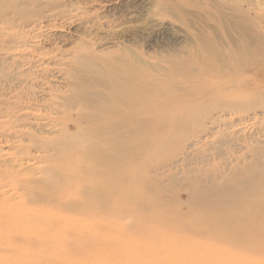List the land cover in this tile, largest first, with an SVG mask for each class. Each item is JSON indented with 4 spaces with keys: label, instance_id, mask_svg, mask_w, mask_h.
Instances as JSON below:
<instances>
[{
    "label": "rangeland",
    "instance_id": "rangeland-1",
    "mask_svg": "<svg viewBox=\"0 0 264 264\" xmlns=\"http://www.w3.org/2000/svg\"><path fill=\"white\" fill-rule=\"evenodd\" d=\"M6 1L0 4L6 13L0 18V108L27 116L33 124L31 131L36 132L40 125H45L46 130L59 129L53 121L38 117L53 113V101L63 102L60 97L55 98L54 92L68 93L72 79L67 72L71 67H81L80 61L86 62L88 57L117 62L110 57L132 60L139 55L143 66L158 77L157 82L166 80L178 95L186 96L197 85L224 92L220 99L204 104L209 114L197 113L190 118L183 113L190 123H196L187 128L170 127L180 116L172 115V111L166 119L159 116L158 145L164 150L159 156V169L151 176H156L158 196L168 211L185 213L192 203L215 200L221 189L227 191L224 182L253 164L254 158L264 165V0ZM218 51V59L209 61ZM231 55L241 63H231ZM205 67L218 71L206 74ZM15 104L23 107L16 109ZM171 136L175 142L164 147L165 138ZM14 141L0 137L2 163L10 162ZM21 143L31 145L27 140ZM27 153L20 150L17 159L26 154L41 155L37 148ZM26 162L21 163L30 169L47 165ZM32 177L44 180L46 175L40 172ZM211 184L213 188L208 187ZM18 200L21 199L15 202ZM32 205L37 206H28ZM180 220L187 225L178 224V229L173 226L165 232L158 230V224L144 226L132 218L113 222L112 228L127 226L129 234L87 254L74 253L81 242L50 246L20 242L11 246L0 241V264H131L128 256L123 259L113 252L121 244L145 251V258L136 264H264V250H248L253 243L228 245L223 239H211L206 225L202 221L193 223L191 215ZM234 230L231 237L256 233L254 245L264 244L261 225L235 226ZM143 232L151 235L141 239ZM9 233L24 238L21 231Z\"/></svg>",
    "mask_w": 264,
    "mask_h": 264
},
{
    "label": "bare ground",
    "instance_id": "bare-ground-1",
    "mask_svg": "<svg viewBox=\"0 0 264 264\" xmlns=\"http://www.w3.org/2000/svg\"><path fill=\"white\" fill-rule=\"evenodd\" d=\"M26 12L29 14L28 10ZM5 15L0 9V18ZM218 54L219 51L215 52L208 60L216 61ZM110 58L117 62L88 57L86 62L80 61L81 67L69 69L67 74L72 81L68 93L54 92L55 98L60 97L63 102L56 104L53 101V113L38 117L53 121V126H59L57 131L46 130L45 125L35 128L36 132L31 131L33 124L28 122L27 116L0 108V137L7 142L16 139L10 162L0 161V229L8 232H0V241L11 246L20 242L47 246L81 242V246L74 248V253L87 254L129 234L127 226L112 228L113 222L132 218L144 226L158 224L161 226L158 230L165 232L173 226L178 229V224L187 225L180 219L191 215L193 223L206 225L211 239H223L232 246L253 243L249 251H263L264 244L254 245L256 233L230 236L235 226L254 224L264 227V165H260L257 158L243 171H237L233 179L224 182L226 192L221 189L215 200L192 203L189 212L185 213L167 210L165 202L158 196L156 176H151L159 169V156L164 150L158 145L161 140L159 116L166 119L172 111V115L180 116L170 127L187 128L193 122L182 114H188L190 118L197 113L209 114L204 104L220 99L223 90L209 91L207 87L197 85L191 87L186 96H181L170 89L171 84L166 80L157 82L158 77L143 66L139 55L132 60L114 55ZM228 60L235 65L241 63L234 55ZM205 68L206 74L218 71ZM20 104H15L14 108H20ZM22 140L30 141L31 145L21 143ZM174 140L172 136L166 137L163 146H172ZM33 148L40 150L41 155L28 156L27 151ZM20 150L27 154L18 160ZM22 160L47 165L30 169L23 166ZM40 172L46 175L44 180L32 177ZM212 185L208 187L213 188ZM16 199L21 200L15 202ZM28 203L37 206L29 207ZM72 214L83 217L69 216ZM52 229L56 231L51 232ZM12 231H21L23 240L12 236L9 233ZM147 235L151 234L143 232L140 238ZM156 235L160 237L161 232ZM142 250L121 244L113 252L123 259L128 256L130 263L136 264L145 258Z\"/></svg>",
    "mask_w": 264,
    "mask_h": 264
}]
</instances>
